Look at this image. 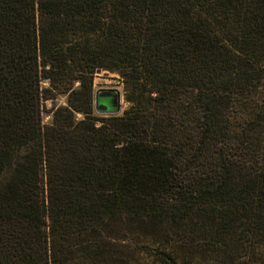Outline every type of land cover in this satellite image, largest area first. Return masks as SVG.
<instances>
[{
  "label": "trees",
  "instance_id": "16d2710c",
  "mask_svg": "<svg viewBox=\"0 0 264 264\" xmlns=\"http://www.w3.org/2000/svg\"><path fill=\"white\" fill-rule=\"evenodd\" d=\"M143 257L264 264V0H0V264Z\"/></svg>",
  "mask_w": 264,
  "mask_h": 264
},
{
  "label": "rangeland",
  "instance_id": "374dc122",
  "mask_svg": "<svg viewBox=\"0 0 264 264\" xmlns=\"http://www.w3.org/2000/svg\"><path fill=\"white\" fill-rule=\"evenodd\" d=\"M94 88L95 92L100 89H110V88H117L120 89L124 95L123 92V84L118 77V75L100 71L96 73L95 81H94ZM68 102L67 96H59L55 101H48L44 105V111H43V121L44 124H51L52 123V113L51 110L54 106H61L66 105ZM123 109L121 114L129 108V104L126 103L125 97L122 99ZM98 116H103L98 113H96ZM79 119H82L83 117L81 115H78ZM142 264H152V261L149 258L143 257Z\"/></svg>",
  "mask_w": 264,
  "mask_h": 264
},
{
  "label": "water",
  "instance_id": "95a60500",
  "mask_svg": "<svg viewBox=\"0 0 264 264\" xmlns=\"http://www.w3.org/2000/svg\"><path fill=\"white\" fill-rule=\"evenodd\" d=\"M100 72V71H99ZM124 95L120 89H100L95 92V111L103 116H118L123 109Z\"/></svg>",
  "mask_w": 264,
  "mask_h": 264
}]
</instances>
